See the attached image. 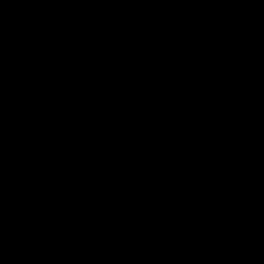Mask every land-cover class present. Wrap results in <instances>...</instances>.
I'll list each match as a JSON object with an SVG mask.
<instances>
[{
	"label": "water",
	"instance_id": "95a60500",
	"mask_svg": "<svg viewBox=\"0 0 264 264\" xmlns=\"http://www.w3.org/2000/svg\"><path fill=\"white\" fill-rule=\"evenodd\" d=\"M0 264H264V0H0Z\"/></svg>",
	"mask_w": 264,
	"mask_h": 264
}]
</instances>
